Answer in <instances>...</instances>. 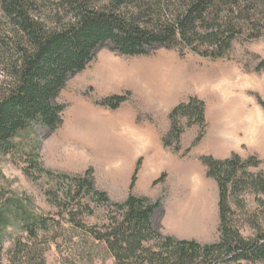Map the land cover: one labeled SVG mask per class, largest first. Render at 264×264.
<instances>
[{
  "label": "rangeland",
  "instance_id": "rangeland-1",
  "mask_svg": "<svg viewBox=\"0 0 264 264\" xmlns=\"http://www.w3.org/2000/svg\"><path fill=\"white\" fill-rule=\"evenodd\" d=\"M52 7L40 4L35 15L52 25L56 19ZM5 24L0 20L1 29ZM107 68L118 73L110 84L97 79ZM8 73L0 61V96L11 83ZM180 76L185 80H175ZM115 95L128 97L118 110L99 104ZM190 98L205 103L207 128H186L181 151L174 153L163 146L171 127L169 115ZM57 103L66 106L60 128L33 125L15 138L19 152L0 155V207H10L11 222L5 247L11 248L14 240L25 236L19 226L18 208L23 206L33 215L61 224V229L46 236L50 241L47 264H113L103 246L66 224V207L71 204L65 199V177L83 176L92 169L96 189L106 192L113 203H123L138 169L133 194L162 201L153 219L160 233L205 245L221 237L220 197L218 184L207 176L201 159L257 158L260 166L249 172L264 174V37L238 39L222 61L190 54L181 57L178 51L158 45L150 56L127 57L107 44L95 51L84 72L68 81ZM201 133V141L194 146ZM34 150L54 179L36 170L27 172V159ZM162 176L164 180L155 184ZM193 193L197 199L191 200ZM189 199L197 206L184 214L183 222L186 229L198 231L194 235L180 232V204ZM229 205L230 222L243 239L252 241L260 230L264 233V195L244 191L231 197ZM91 208L93 216L78 219L88 227H101L109 210L95 204Z\"/></svg>",
  "mask_w": 264,
  "mask_h": 264
},
{
  "label": "trees",
  "instance_id": "trees-1",
  "mask_svg": "<svg viewBox=\"0 0 264 264\" xmlns=\"http://www.w3.org/2000/svg\"><path fill=\"white\" fill-rule=\"evenodd\" d=\"M40 4L53 5L56 19L52 25L35 15ZM0 20L6 23L0 28V61L11 79L0 96V155L7 156L19 152L15 138L33 125L51 130L63 125L66 106L57 99L68 81L87 69L97 49L111 44L119 55L139 57L150 56L158 45L178 51L181 57L190 54L222 61L238 39L264 37V0H59L54 4L50 0H0ZM127 100V96L115 95L99 104L115 111ZM169 119L171 127L163 146L179 153L186 128H207L206 105L190 98L174 108ZM29 156L28 173L36 170L54 179L35 150ZM201 161L219 188V242L201 245L161 234L152 219L162 201L133 194L138 169L123 203H113L106 192L96 189L92 169L83 176L65 177V199L71 207H66L64 220L103 246L113 264H264L263 231L255 240H245L229 219L231 197L244 191L264 195V174L249 172L261 162L238 155ZM92 204L109 210L101 227H88L78 219L93 216ZM18 209L25 236L7 249L10 207H0V264H47L50 241L46 236L61 229V224L33 215L23 206Z\"/></svg>",
  "mask_w": 264,
  "mask_h": 264
},
{
  "label": "bare ground",
  "instance_id": "bare-ground-1",
  "mask_svg": "<svg viewBox=\"0 0 264 264\" xmlns=\"http://www.w3.org/2000/svg\"><path fill=\"white\" fill-rule=\"evenodd\" d=\"M118 73L115 71V70H113V69H109V68H107V69H103L101 72H100V74L98 75V77H97V79L98 80H101V81H103L104 83H106V84H110V82L113 80V78H114V76L115 75H117ZM180 75V74H179ZM183 77V76H182ZM181 76L180 77H178V79L176 78L175 80H177V81H184L185 80V77H183L182 78ZM94 78V77H93ZM228 81V80H227ZM199 82V81H198ZM183 87V86H182ZM188 87V86H187ZM190 88V87H189ZM187 89V88H186ZM219 112V111H218ZM217 114H221V113H217ZM219 150H221V149H219ZM201 181V180H200ZM189 187V186H188ZM197 188V187H196ZM193 189V188H192ZM187 191V190H186ZM193 191V190H192ZM191 192V191H190ZM195 193V192H194ZM190 194V195H192V197H191V200L192 199H197L196 198V196H195V194ZM203 193V192H202ZM198 194H200V192L198 193ZM197 195V194H196ZM187 196V195H186ZM207 199V198H206ZM190 199H189V202H182V204H180V214H181V217L180 218H182V221H181V230H180V232L182 233V234H192V235H194V234H196V233H198V231L196 230V229H189V228H185L184 226V220H183V218H184V214L185 213H187L189 210H192L193 208H195L196 206H197V204H190V201H191ZM193 201H195V200H193ZM204 201H206V200H204ZM203 201V199H202V202H204ZM193 203V202H192ZM199 203V202H198ZM206 204V203H205ZM193 205H195V206H193ZM209 205V204H208ZM206 206V205H205ZM189 213H190V211H189ZM185 228V229H184Z\"/></svg>",
  "mask_w": 264,
  "mask_h": 264
},
{
  "label": "crops",
  "instance_id": "crops-1",
  "mask_svg": "<svg viewBox=\"0 0 264 264\" xmlns=\"http://www.w3.org/2000/svg\"><path fill=\"white\" fill-rule=\"evenodd\" d=\"M154 217H155V216H154ZM154 217H153V219H154ZM153 219H152V221H153ZM181 221H182V218H180V221H179L180 224H181ZM184 222H185V221H184ZM153 224H154V222H153ZM154 225H155V224H154Z\"/></svg>",
  "mask_w": 264,
  "mask_h": 264
}]
</instances>
